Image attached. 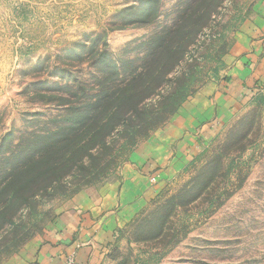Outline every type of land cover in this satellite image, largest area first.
Segmentation results:
<instances>
[{
  "label": "rangeland",
  "instance_id": "1",
  "mask_svg": "<svg viewBox=\"0 0 264 264\" xmlns=\"http://www.w3.org/2000/svg\"><path fill=\"white\" fill-rule=\"evenodd\" d=\"M187 1L0 0V179L27 138L62 119L59 97L78 80L92 85L101 49L119 64L139 65L142 42L169 27ZM259 1L220 0L213 8L172 72L188 78V97L224 75L235 36ZM254 89L213 137L198 139L190 160L144 200L99 264H264V81ZM130 153L100 178L72 171L21 208L0 207V264H19L51 241L77 195L115 179Z\"/></svg>",
  "mask_w": 264,
  "mask_h": 264
},
{
  "label": "trees",
  "instance_id": "2",
  "mask_svg": "<svg viewBox=\"0 0 264 264\" xmlns=\"http://www.w3.org/2000/svg\"><path fill=\"white\" fill-rule=\"evenodd\" d=\"M219 2L188 0L169 27L142 42L139 65L119 64L101 49L92 85L78 80L68 95L59 97L62 119H53L54 128L27 138L28 146L2 171L1 209L21 208L72 171L89 170L100 178L138 139L168 121L192 93L186 75L172 72ZM90 89L93 93L88 94Z\"/></svg>",
  "mask_w": 264,
  "mask_h": 264
},
{
  "label": "crops",
  "instance_id": "3",
  "mask_svg": "<svg viewBox=\"0 0 264 264\" xmlns=\"http://www.w3.org/2000/svg\"><path fill=\"white\" fill-rule=\"evenodd\" d=\"M264 0L242 25L228 55L229 65L219 79L204 84L175 114L134 148L119 175L77 195L51 241L41 244L19 264H99L115 234L157 193L160 185L192 157L198 139H210L264 81ZM200 138V139H201ZM153 177L156 182L151 183Z\"/></svg>",
  "mask_w": 264,
  "mask_h": 264
},
{
  "label": "built area",
  "instance_id": "4",
  "mask_svg": "<svg viewBox=\"0 0 264 264\" xmlns=\"http://www.w3.org/2000/svg\"><path fill=\"white\" fill-rule=\"evenodd\" d=\"M262 58L264 59V50L262 52ZM65 264H74V259L72 257H68L67 261Z\"/></svg>",
  "mask_w": 264,
  "mask_h": 264
}]
</instances>
